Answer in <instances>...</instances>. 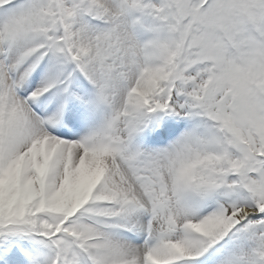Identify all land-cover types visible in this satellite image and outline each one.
<instances>
[{"label": "snow or ice", "instance_id": "obj_1", "mask_svg": "<svg viewBox=\"0 0 264 264\" xmlns=\"http://www.w3.org/2000/svg\"><path fill=\"white\" fill-rule=\"evenodd\" d=\"M0 264H264V0H0Z\"/></svg>", "mask_w": 264, "mask_h": 264}]
</instances>
